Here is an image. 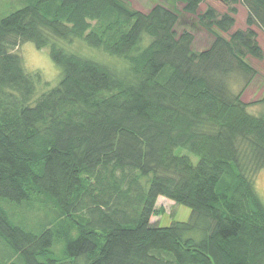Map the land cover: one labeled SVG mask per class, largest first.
Masks as SVG:
<instances>
[{"label":"trees","instance_id":"trees-1","mask_svg":"<svg viewBox=\"0 0 264 264\" xmlns=\"http://www.w3.org/2000/svg\"><path fill=\"white\" fill-rule=\"evenodd\" d=\"M12 1L0 15V264H264V112H248L264 96L242 101L257 75L247 57L264 58L251 29L264 34V0H239L249 28L235 32V9L173 0L214 36L201 53L176 8ZM78 42L115 63L64 46ZM25 43L60 70L39 96L40 74L13 52ZM160 198L190 220L154 223Z\"/></svg>","mask_w":264,"mask_h":264},{"label":"rangeland","instance_id":"rangeland-1","mask_svg":"<svg viewBox=\"0 0 264 264\" xmlns=\"http://www.w3.org/2000/svg\"><path fill=\"white\" fill-rule=\"evenodd\" d=\"M130 7L142 13H148L154 6L161 4L170 9L176 8L180 12V22L177 25V33H182L187 30L194 36V42L192 49L195 53H201L208 50L213 41L214 36L209 33L202 26L198 25L197 17L182 13L183 4L175 3L173 0H125ZM174 3V4H173ZM10 4H16L12 0H0V15H8L11 10ZM208 7L215 9L219 15L228 12V9H235L237 12L233 16L235 20L234 27L231 32L246 31L249 26L247 25V11L242 6L239 0H206L204 4L199 7V14H203L207 11ZM13 11V10H12ZM3 16V17H4ZM256 33V42L263 51L264 55V34L257 27H252ZM64 46L72 51L78 52L86 57L94 59L98 62L107 64L115 63L114 60L108 58L101 52L89 50L82 43H75L72 46L64 44ZM15 54L22 58L23 65L28 74H40L41 81L38 84L37 91L38 96L46 91L54 88L60 79V70L53 64L50 58L49 49L38 50L33 44L25 43L19 45L13 51ZM248 65L256 72V76L252 82L245 87L242 101L244 103H254L261 100L264 96V58L263 60H257L251 56L246 59ZM246 79L237 77L232 80V89L235 93H238L244 86H246ZM248 112L252 115H260L264 112V105L258 104L250 107ZM256 189L258 195L264 203V170H262L257 176ZM39 204V203H38ZM192 211L182 205H176L173 201L165 198H160L157 203V213L152 219L154 223L161 227H169L176 222H188L191 218ZM31 224L32 228H37V219L33 217ZM60 248V247H59Z\"/></svg>","mask_w":264,"mask_h":264}]
</instances>
